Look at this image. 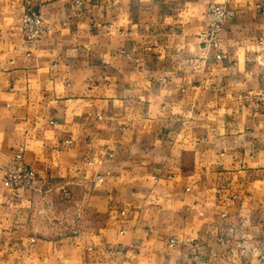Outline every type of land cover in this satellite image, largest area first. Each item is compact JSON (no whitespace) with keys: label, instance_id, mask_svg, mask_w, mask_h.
Masks as SVG:
<instances>
[{"label":"crops","instance_id":"1","mask_svg":"<svg viewBox=\"0 0 264 264\" xmlns=\"http://www.w3.org/2000/svg\"><path fill=\"white\" fill-rule=\"evenodd\" d=\"M0 264H264V0H0Z\"/></svg>","mask_w":264,"mask_h":264},{"label":"built area","instance_id":"2","mask_svg":"<svg viewBox=\"0 0 264 264\" xmlns=\"http://www.w3.org/2000/svg\"><path fill=\"white\" fill-rule=\"evenodd\" d=\"M236 11L231 6L224 3H210L206 9L204 22L205 27L199 33V38L203 47L207 50L216 49L217 58L223 59L227 55L221 50V31L224 23L234 17ZM23 31L27 40L36 41L40 39L44 31V20L39 10L30 9L26 11L22 18ZM263 42V40H262ZM25 146L21 145L14 152L13 157L17 165L8 170L4 177V184L9 187H19L31 185L36 180V171L24 163ZM177 239L172 238L170 244H176Z\"/></svg>","mask_w":264,"mask_h":264}]
</instances>
